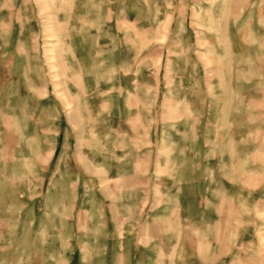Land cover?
Returning <instances> with one entry per match:
<instances>
[{
    "label": "rangeland",
    "instance_id": "obj_1",
    "mask_svg": "<svg viewBox=\"0 0 264 264\" xmlns=\"http://www.w3.org/2000/svg\"><path fill=\"white\" fill-rule=\"evenodd\" d=\"M85 11L0 0V264L23 251L6 195L46 177L53 190L61 176L62 264L75 250L84 264L91 237L87 264H264V0H93ZM61 121L71 145L54 156ZM33 137L44 148L27 157ZM109 154L131 175L110 197ZM80 156L93 168L73 167ZM89 190L119 206L98 201L94 218L110 223L100 241L73 208Z\"/></svg>",
    "mask_w": 264,
    "mask_h": 264
},
{
    "label": "crops",
    "instance_id": "obj_2",
    "mask_svg": "<svg viewBox=\"0 0 264 264\" xmlns=\"http://www.w3.org/2000/svg\"><path fill=\"white\" fill-rule=\"evenodd\" d=\"M76 3L77 6V12L82 13L84 12V9H86L85 12H87L88 6L91 3L93 6V0H73ZM90 2V3H89ZM130 5V4H129ZM123 7V10L127 15L132 16V12L134 14V8L132 6ZM90 8V7H89ZM80 9V10H79ZM75 15L81 16V15ZM77 19V18H76ZM25 35L23 34L24 38ZM4 72H7V70H3ZM9 72V71H8ZM7 72V73H8ZM90 84L85 85L86 87H89ZM29 97H27V100ZM71 104V100L69 102ZM86 103V102H85ZM58 104V103H57ZM59 106V104H58ZM77 113V111H76ZM78 117L76 114H74L71 117V122L73 124H76L77 127L82 125V130H85L86 133H91L92 135L93 132H91L88 128V124L83 122H78L77 119ZM56 133H55V147L52 151V155L56 156L59 154L63 146L67 149V146L70 147L71 145V139H68V136L70 135V129L66 127V124L63 123V121L60 122L59 126L56 128ZM82 133V131H81ZM83 134V133H82ZM42 136L40 134V130H37V132L32 131L31 136ZM42 139H45L43 137ZM23 149H21L23 155H26L24 152H27L29 156V153L31 152H36L41 151L44 146L42 147V144L36 140L35 138L28 139L27 143L26 141L23 142ZM109 147H111L109 145ZM116 147V146H115ZM115 147L113 146V151L115 150ZM110 152L111 149L109 150ZM102 165H100L101 170L104 172L103 180H108L112 183L111 186L107 188V195L110 197L113 192H111V188H117L120 185L119 184H124L128 180H130V171L129 167L130 165L127 162H122L117 159H115L114 155L111 156V154L108 155L107 158H104ZM26 163H29V165L32 166H37L34 163L28 161H23ZM32 163V164H31ZM74 162H72V165ZM78 165H73L74 166H79V167H84L85 169H91L93 168V164L91 160H86L82 156H80L79 161L76 163ZM56 166V165H55ZM99 167V166H97ZM99 167V168H100ZM136 168V167H135ZM58 174V172H57ZM82 176V173L80 174V177ZM57 178V179H56ZM55 182H54V187L53 190L49 188L50 181L48 180V177L43 179V182L39 184V186L33 187L31 189L30 187H24L21 190L17 192V197L19 198H14L9 197L8 194L6 195V222L7 225L12 226L11 232L16 231L17 233H21V239L16 241L13 246L15 248L21 247L23 249L22 251V257H21V264H62V238L58 232L62 231L61 227V208L63 206V196H62V190L63 184L67 185L66 182H62V176L60 178L56 177ZM30 180V178H29ZM59 185V186H58ZM114 186V187H112ZM59 187V189H58ZM61 187V189H60ZM57 188V189H56ZM8 187L6 188V192L8 193ZM39 189L40 192H39ZM79 189V188H78ZM114 190V189H112ZM9 191H11L9 189ZM79 195H81V189L78 190ZM90 191V190H89ZM13 194V193H12ZM124 195V196H123ZM121 196L122 199L123 197H126L125 194ZM81 197L78 198L79 200H82L83 202L81 205L78 203L73 205V208L75 205H77L80 209H84L89 213V220L91 223H86L83 226L84 231H92V232H97L98 236L96 241H100V239H104V233L106 232L108 237H109V222L108 223H102L98 222L96 217L94 218L95 215V207L99 206L100 201L99 197L92 191L87 192L84 198L80 199ZM50 201H53L52 203ZM11 202V203H10ZM101 204L102 207L105 208H118V204L115 202L111 203L110 198L106 200V192L103 190L102 198H101ZM11 204V205H10ZM50 204H52L53 209L50 208ZM99 204V205H97ZM76 206V207H77ZM125 206V203L123 204ZM48 207V208H45ZM58 212V213H57ZM57 218V219H56ZM60 220V221H59ZM8 225V226H9ZM7 226L8 230L10 229ZM79 224H69L67 227L68 232H76L79 231ZM96 226V227H93ZM101 234V235H100ZM74 240V238H73ZM94 240L95 238L91 237L88 239H85L86 247L87 249L91 248V251L89 255L87 252V255L85 256L86 259L81 260V263L87 264L91 261V263H94L93 257H94ZM103 241V240H102ZM71 252H68L66 258H65V264H77L78 263V258H77V250L73 253L71 256ZM89 257V259H88ZM108 264H109V259H108ZM19 264V262H16ZM7 264H10V261L7 260ZM14 264V261L12 259V263Z\"/></svg>",
    "mask_w": 264,
    "mask_h": 264
}]
</instances>
